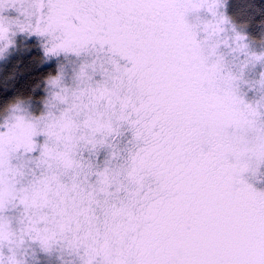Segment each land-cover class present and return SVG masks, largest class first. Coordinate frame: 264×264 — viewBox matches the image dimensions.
I'll use <instances>...</instances> for the list:
<instances>
[{"label":"snow or ice","instance_id":"snow-or-ice-1","mask_svg":"<svg viewBox=\"0 0 264 264\" xmlns=\"http://www.w3.org/2000/svg\"><path fill=\"white\" fill-rule=\"evenodd\" d=\"M222 4L0 0V71L22 34L54 65L30 95L0 91V264H24L26 240L83 264H264V190L246 178L264 165V97L240 91L264 53L223 35Z\"/></svg>","mask_w":264,"mask_h":264},{"label":"rangeland","instance_id":"rangeland-1","mask_svg":"<svg viewBox=\"0 0 264 264\" xmlns=\"http://www.w3.org/2000/svg\"><path fill=\"white\" fill-rule=\"evenodd\" d=\"M228 2L229 0H223V4L219 9V11L228 18V23L225 25L226 32L223 35L232 37L236 32H239L246 37L245 42L248 44L250 51L255 53H264V32L261 38L257 40L253 39L247 27L238 24L230 16L228 11ZM212 18V14L207 10L206 7L194 10L187 16L189 23L197 25L198 28H202L203 22L211 20ZM203 36L204 33L200 32L198 38L202 39ZM19 39L20 45L18 44L17 47L13 49L11 58L21 57L22 54L28 53L29 51L27 42L32 39L25 38L23 34L19 37ZM221 51L224 53L229 66L234 70L237 69L239 63L243 60V56L241 54L232 52L230 47L223 45L221 46ZM44 62L45 61L43 60V63ZM262 79H264V62L249 64L245 68L243 79L240 82V91L247 101L255 103L264 97V85L260 83ZM128 134L131 136L130 132H128ZM102 153H104L103 158L105 159L108 153L106 150L102 151L101 154ZM246 178L258 190H264V165H261L255 174H246ZM21 212L22 206L16 209H9L6 214L13 217H19ZM16 224L17 221L14 219L13 225L16 226ZM3 251L5 257L11 254L7 247H5ZM17 258L22 259L24 264H83L82 250L81 252H76L62 244H58L50 250H45L38 241L33 240L25 241L23 247L18 250Z\"/></svg>","mask_w":264,"mask_h":264},{"label":"trees","instance_id":"trees-1","mask_svg":"<svg viewBox=\"0 0 264 264\" xmlns=\"http://www.w3.org/2000/svg\"><path fill=\"white\" fill-rule=\"evenodd\" d=\"M228 11L235 22L247 27L253 39L262 37L264 0H229ZM32 42H27L29 49ZM52 67L54 65L47 66L43 63L40 53L35 49L21 57L10 58L3 71H0V91L10 98L15 95H30L32 89H42L43 81Z\"/></svg>","mask_w":264,"mask_h":264},{"label":"flooded vegetation","instance_id":"flooded-vegetation-1","mask_svg":"<svg viewBox=\"0 0 264 264\" xmlns=\"http://www.w3.org/2000/svg\"><path fill=\"white\" fill-rule=\"evenodd\" d=\"M29 41L32 42V41H34V40H29ZM130 139H131L130 134H128V132H125L124 136H123L122 139H121V145H122V146H127V143H128V141H129ZM103 156H104V153H102V154L100 155V160H101V161L104 160Z\"/></svg>","mask_w":264,"mask_h":264}]
</instances>
